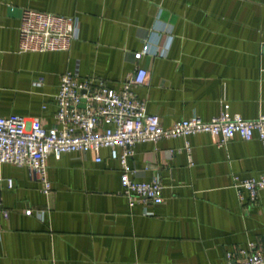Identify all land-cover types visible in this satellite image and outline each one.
<instances>
[{
    "label": "crops",
    "instance_id": "crops-1",
    "mask_svg": "<svg viewBox=\"0 0 264 264\" xmlns=\"http://www.w3.org/2000/svg\"><path fill=\"white\" fill-rule=\"evenodd\" d=\"M24 8L77 15L79 39L66 51H20ZM0 21V116L55 126L62 74L119 89L139 67L148 77L133 90L164 127L210 120L226 105L246 119L264 114V0H0ZM169 35L166 54L135 58L144 37L157 51ZM101 157L50 155V195L29 167L0 165L10 211L0 219V264H228L227 253L250 242L264 248V189L251 203L233 187L235 176L264 174L258 138L219 146L201 132L138 143L130 164L144 179L160 173V205L131 207L120 162L108 148Z\"/></svg>",
    "mask_w": 264,
    "mask_h": 264
},
{
    "label": "built area",
    "instance_id": "built-area-1",
    "mask_svg": "<svg viewBox=\"0 0 264 264\" xmlns=\"http://www.w3.org/2000/svg\"><path fill=\"white\" fill-rule=\"evenodd\" d=\"M20 20L19 50L22 52L66 51L80 37L81 25L77 15L24 8ZM153 32L160 37L157 30ZM171 41L169 35L166 48H157L156 51L150 37H144L143 47L135 53V58L141 60L145 55L155 53L164 55ZM147 77L148 70L139 67L121 88L112 89L103 79H80L72 71L65 72L54 94L57 105L55 126L46 128L38 119L29 121L18 114L0 116V165L12 163L29 167L41 182L43 193L50 195L52 183L47 164L50 155L60 159L63 153L74 152L86 157L93 152L96 161L100 162L101 150L108 148L111 157L120 162L124 194L133 207L138 202L145 205L164 203L160 173L144 179V173L130 164L138 143L205 132L219 146L226 145L236 136L246 141L258 138L264 146V114L246 119L238 113H231L228 105L210 120L193 115L164 127L160 116L148 113L145 101L133 90L135 85L144 84ZM186 150L191 158L189 142ZM8 184L12 185L11 179ZM233 187L240 200L244 199L243 191H247L251 203H254L264 189V174L248 178L235 176ZM25 212L33 214L32 209ZM43 214L40 212L39 216ZM9 215V209L0 199V219H8ZM226 257L228 264H264V248L250 242L247 250L239 254L228 252Z\"/></svg>",
    "mask_w": 264,
    "mask_h": 264
},
{
    "label": "water",
    "instance_id": "water-1",
    "mask_svg": "<svg viewBox=\"0 0 264 264\" xmlns=\"http://www.w3.org/2000/svg\"><path fill=\"white\" fill-rule=\"evenodd\" d=\"M82 106H84V105H82Z\"/></svg>",
    "mask_w": 264,
    "mask_h": 264
}]
</instances>
